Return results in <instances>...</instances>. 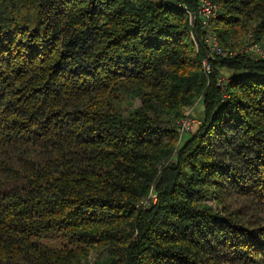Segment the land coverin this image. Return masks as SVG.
Listing matches in <instances>:
<instances>
[{
  "label": "trees",
  "instance_id": "1",
  "mask_svg": "<svg viewBox=\"0 0 264 264\" xmlns=\"http://www.w3.org/2000/svg\"><path fill=\"white\" fill-rule=\"evenodd\" d=\"M210 1L0 0V264H264V59L203 69L264 0Z\"/></svg>",
  "mask_w": 264,
  "mask_h": 264
},
{
  "label": "built area",
  "instance_id": "2",
  "mask_svg": "<svg viewBox=\"0 0 264 264\" xmlns=\"http://www.w3.org/2000/svg\"><path fill=\"white\" fill-rule=\"evenodd\" d=\"M190 15V22L191 25H195L197 19L202 20L203 26H207V23L209 22V19L216 15L217 13V6L210 0H200V6L197 12H190L188 11ZM248 44L244 47H242L239 50H233V49H227L223 48L219 42V40L216 38V36H211L207 39L208 42V53L206 58L203 60V69L207 75H209L212 71V61L215 59V56H223L226 58H233L236 57L238 54H242L245 52H253L258 57L264 59V47L259 42H254L253 40V33H249L247 37ZM226 78L220 77L218 79V85L221 86L223 89L226 85ZM226 96V95H224ZM190 111H187V115ZM196 120L191 119L190 117H187L182 122L183 129L189 130L192 127V124L195 123ZM153 194H151L152 196ZM153 198V197H152Z\"/></svg>",
  "mask_w": 264,
  "mask_h": 264
},
{
  "label": "rangeland",
  "instance_id": "3",
  "mask_svg": "<svg viewBox=\"0 0 264 264\" xmlns=\"http://www.w3.org/2000/svg\"><path fill=\"white\" fill-rule=\"evenodd\" d=\"M198 20V19H197ZM244 38H246V34H243V36L241 35V36H239L238 38H235L234 40H244ZM199 105V103L196 105V111L194 112L195 114H197L198 113V111L200 110V109H198V106ZM201 108H202V104H201ZM199 114H200V112H199ZM196 117H198V116H196ZM151 194H153L152 196H148V198L150 199V197H151V199L154 201V202H156V200H157V196H156V194L154 193V191H152V193ZM153 197V198H152Z\"/></svg>",
  "mask_w": 264,
  "mask_h": 264
}]
</instances>
